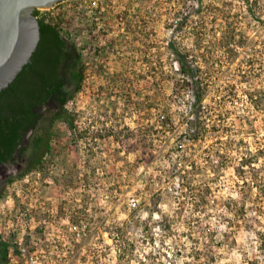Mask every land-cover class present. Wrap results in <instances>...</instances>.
<instances>
[{"label":"clouds","instance_id":"9594fccd","mask_svg":"<svg viewBox=\"0 0 264 264\" xmlns=\"http://www.w3.org/2000/svg\"><path fill=\"white\" fill-rule=\"evenodd\" d=\"M145 10L151 46L135 71L147 79L133 100L159 94L149 118L119 95L66 83L63 107L87 135L45 154L43 170L20 176L29 147L0 174V185L18 177L0 197V236L15 234L17 264H264V0H151ZM57 130L63 143L73 135L61 120Z\"/></svg>","mask_w":264,"mask_h":264},{"label":"rangeland","instance_id":"374dc122","mask_svg":"<svg viewBox=\"0 0 264 264\" xmlns=\"http://www.w3.org/2000/svg\"><path fill=\"white\" fill-rule=\"evenodd\" d=\"M86 0H73L70 2H64L59 6V10H50L51 16L58 18L63 24V29L70 42L74 43L79 53L81 54L83 64V82L81 90L91 92V94L98 97L107 96L109 99L113 95H119L123 97L129 105L134 106L137 110L144 111V119H148L150 115V109L155 106L156 102L160 99L159 94L152 97H145L144 102L138 103L133 100V95L136 97L141 96V91L138 89V85L141 81L147 79L146 76L137 73L135 66L138 61L137 56H140L143 63H148L145 56V50L150 47L149 38L152 35L148 31L149 25L152 22L151 13L145 10L147 4L151 3V0H107L103 4L105 8L101 15L94 14L95 10L84 5ZM160 0H157V6H159ZM141 4V8H136V4ZM83 6V7H81ZM91 10L92 15L88 16L87 11ZM212 9L210 8L209 11ZM220 11L219 9H215ZM201 11H204L202 8ZM46 12V11H45ZM149 17L146 19L145 17ZM96 17H98L96 19ZM61 20H60V19ZM99 21V24L97 23ZM214 22V21H213ZM103 25V27H100ZM231 24L229 25V32L226 33V39L231 38ZM123 29L118 36H112L113 32ZM83 31H87L88 38L84 40L83 45L78 44V38ZM109 37H112L111 39ZM131 37V39H129ZM104 39L105 43L100 46V40ZM173 50L175 51V47ZM84 52H88V56L83 55ZM179 55V54H178ZM111 64L115 68L114 74L111 76L106 75L107 66ZM155 71V69H153ZM98 81H104V83H98ZM144 89L149 87L158 88L157 84H145ZM78 91V92H79ZM50 111L51 108H48ZM49 111L48 114L49 115ZM72 118V137L68 138L67 143H63L62 140L65 133L59 130L52 131V140L55 138L56 146L51 145L50 151L47 153L49 156L63 155L69 151L74 150L78 138H83L87 133H76V126L74 123L75 117L69 113ZM166 123V122H165ZM55 125V123H54ZM54 127V126H53ZM127 132V129L124 130ZM149 132H153V129H149ZM115 135V133L108 132L106 135H101L100 139H106L107 136ZM117 141L119 136L116 137ZM17 160L24 162L23 157H17L13 162L0 166V174H3L11 165L15 164ZM51 161L43 160V169ZM19 167V165H17ZM24 169V168H23ZM23 169L20 171V176L27 174ZM18 177L6 176L3 185H1L2 197L6 193L7 185L11 184ZM66 186H72L74 181L71 175H66L64 178ZM23 211V209H22ZM15 234L5 241L0 236V241L6 243V249L8 251L9 264H17V258L21 254L15 249ZM12 249V252H9ZM1 251V247H0ZM1 256V252H0Z\"/></svg>","mask_w":264,"mask_h":264},{"label":"trees","instance_id":"16d2710c","mask_svg":"<svg viewBox=\"0 0 264 264\" xmlns=\"http://www.w3.org/2000/svg\"><path fill=\"white\" fill-rule=\"evenodd\" d=\"M34 15L40 26L38 47L13 82L0 91V166L23 157L31 147L32 156L27 159L24 172L43 168V157L50 151L52 128L57 120L72 128V118L63 107L68 99L63 88L66 83H74L78 92L84 78L81 54L65 34L62 22L49 12L36 10ZM179 58L184 64V57ZM183 71L191 70L185 65ZM202 91H197L198 99ZM49 104L52 105L47 115L43 108ZM42 119L48 125L43 135L34 134L26 139L28 131L35 129ZM0 247V264H9L6 243L0 241Z\"/></svg>","mask_w":264,"mask_h":264},{"label":"water","instance_id":"95a60500","mask_svg":"<svg viewBox=\"0 0 264 264\" xmlns=\"http://www.w3.org/2000/svg\"><path fill=\"white\" fill-rule=\"evenodd\" d=\"M68 0H0V91L28 64L40 41L36 10Z\"/></svg>","mask_w":264,"mask_h":264},{"label":"built area","instance_id":"2783aa9c","mask_svg":"<svg viewBox=\"0 0 264 264\" xmlns=\"http://www.w3.org/2000/svg\"><path fill=\"white\" fill-rule=\"evenodd\" d=\"M64 2H70V0L68 1H64ZM64 2H61L57 5H55L52 9L50 10H59V6L62 5ZM107 2V0H96V6L95 7H91L92 6V0H86L84 1V5H86L87 7L91 8V9H94L95 10V13L94 14H97V15H101L105 8L103 7V4ZM50 10H46V12H49ZM98 17H96L97 19ZM15 249L19 252L20 254V250L19 248L15 245Z\"/></svg>","mask_w":264,"mask_h":264},{"label":"flooded vegetation","instance_id":"af4514ba","mask_svg":"<svg viewBox=\"0 0 264 264\" xmlns=\"http://www.w3.org/2000/svg\"><path fill=\"white\" fill-rule=\"evenodd\" d=\"M51 105H52V104H49V105H47L46 107H44L43 109H45V108H49ZM54 107L56 108V106H54Z\"/></svg>","mask_w":264,"mask_h":264}]
</instances>
